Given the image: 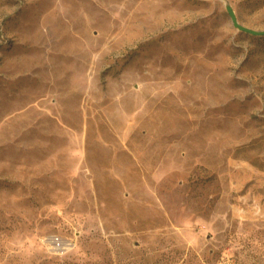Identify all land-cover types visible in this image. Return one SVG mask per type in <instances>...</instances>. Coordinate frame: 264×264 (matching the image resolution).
<instances>
[{"label":"rangeland","instance_id":"1","mask_svg":"<svg viewBox=\"0 0 264 264\" xmlns=\"http://www.w3.org/2000/svg\"><path fill=\"white\" fill-rule=\"evenodd\" d=\"M264 0H0V264H264Z\"/></svg>","mask_w":264,"mask_h":264},{"label":"water","instance_id":"2","mask_svg":"<svg viewBox=\"0 0 264 264\" xmlns=\"http://www.w3.org/2000/svg\"><path fill=\"white\" fill-rule=\"evenodd\" d=\"M228 11H229V13H230V15H231V17H232V19H233V21H234V24H235L238 28H240V29H242V30H244V31H246V32H249V33L255 34V35H264V31H257V30L250 29V28H248V27H245V26L241 25V24L238 22L237 16H236V14H235V12H234V10H233V8H232L231 6H228Z\"/></svg>","mask_w":264,"mask_h":264}]
</instances>
